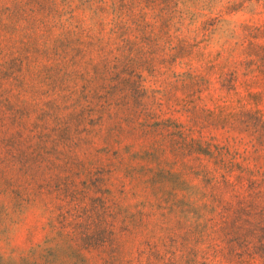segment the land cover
I'll list each match as a JSON object with an SVG mask.
<instances>
[{"label": "rangeland", "instance_id": "374dc122", "mask_svg": "<svg viewBox=\"0 0 264 264\" xmlns=\"http://www.w3.org/2000/svg\"><path fill=\"white\" fill-rule=\"evenodd\" d=\"M0 264H264V0H0Z\"/></svg>", "mask_w": 264, "mask_h": 264}]
</instances>
